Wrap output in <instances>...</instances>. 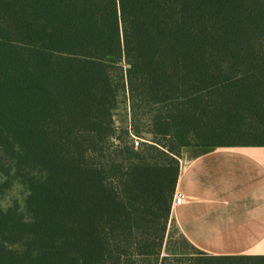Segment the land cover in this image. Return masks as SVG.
<instances>
[{"label":"trees","instance_id":"trees-1","mask_svg":"<svg viewBox=\"0 0 264 264\" xmlns=\"http://www.w3.org/2000/svg\"><path fill=\"white\" fill-rule=\"evenodd\" d=\"M233 146H264V0H0V264H166L181 154Z\"/></svg>","mask_w":264,"mask_h":264},{"label":"crops","instance_id":"crops-1","mask_svg":"<svg viewBox=\"0 0 264 264\" xmlns=\"http://www.w3.org/2000/svg\"><path fill=\"white\" fill-rule=\"evenodd\" d=\"M188 152L179 159L174 189L184 199L170 208V225L192 248L181 258H198L194 252L264 256V146L220 147L199 156ZM166 243L160 257L173 259Z\"/></svg>","mask_w":264,"mask_h":264},{"label":"rangeland","instance_id":"rangeland-1","mask_svg":"<svg viewBox=\"0 0 264 264\" xmlns=\"http://www.w3.org/2000/svg\"><path fill=\"white\" fill-rule=\"evenodd\" d=\"M128 112L129 111L127 109V103H122L120 105L119 109L117 111H115V113H114L113 122H114L116 128H121L123 130H128V132H129V128H130L131 133L135 137H138V138L143 140L142 142H140V144H143L146 140H149L150 137L148 135H146V134L138 135V134L134 133V131H133L134 130V125H133V122L130 119V115L128 114ZM127 138L129 139L128 140L129 142L133 141V139L130 137L129 134H128ZM116 143L117 142H115V144ZM140 144H139V146H140ZM188 153L192 154L191 151H189ZM18 197H19L18 189H13L10 192L7 191V192H5V193L0 195V204L5 206L7 203H9L11 198H18ZM167 230H168V237H169L168 241L170 242L169 248H167V249L170 251L173 248V249L181 250L183 252H187L188 250L186 248H181V246H179L180 243H178V245H173L174 243H177L178 240H179V236H178L175 228L172 225H169L167 227ZM135 264H139V262H137ZM166 264H172V262L169 261Z\"/></svg>","mask_w":264,"mask_h":264},{"label":"built area","instance_id":"built-area-1","mask_svg":"<svg viewBox=\"0 0 264 264\" xmlns=\"http://www.w3.org/2000/svg\"><path fill=\"white\" fill-rule=\"evenodd\" d=\"M129 135L130 137L133 139L132 143H133V146L135 148H137L140 144V142H142L143 140L138 138V137H135L131 131H130V128H129ZM183 196L181 194H173V198H172V204L174 205H180L182 202H183Z\"/></svg>","mask_w":264,"mask_h":264}]
</instances>
